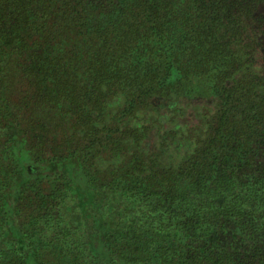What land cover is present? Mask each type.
<instances>
[{
    "label": "trees",
    "instance_id": "obj_1",
    "mask_svg": "<svg viewBox=\"0 0 264 264\" xmlns=\"http://www.w3.org/2000/svg\"><path fill=\"white\" fill-rule=\"evenodd\" d=\"M263 4L0 0V264H264Z\"/></svg>",
    "mask_w": 264,
    "mask_h": 264
},
{
    "label": "rangeland",
    "instance_id": "obj_2",
    "mask_svg": "<svg viewBox=\"0 0 264 264\" xmlns=\"http://www.w3.org/2000/svg\"><path fill=\"white\" fill-rule=\"evenodd\" d=\"M264 11V4L262 7ZM264 38V32L261 34ZM264 41V40H263ZM258 58L260 60L259 64H261L264 59V53H260L258 55ZM155 106H160L163 108L162 112L164 113L163 116L160 117V121L156 122V125L154 127V131L152 132L150 138L147 140L146 148L148 150V154L154 152L163 151L164 157L167 160H175L180 156L181 152L187 151L191 145L192 142L187 139H178L175 143L171 144L172 141H170L171 145L169 148H160L161 146V140L160 137H162V134L165 130H168L170 128H174L175 125H179L181 128L183 126H192V127H201L202 126V120L198 116L199 112L203 110V106L207 103L204 101H198V99L191 101H184V105H182L180 102L174 103L169 101H164L162 99H158L155 101ZM184 107V108H183ZM181 108H183L181 110ZM160 125V127H158ZM190 129V128H187ZM173 130V129H172ZM194 130V129H193ZM166 143H169L170 138L166 139ZM160 148V149H159Z\"/></svg>",
    "mask_w": 264,
    "mask_h": 264
}]
</instances>
